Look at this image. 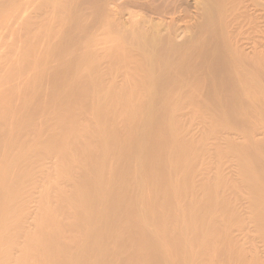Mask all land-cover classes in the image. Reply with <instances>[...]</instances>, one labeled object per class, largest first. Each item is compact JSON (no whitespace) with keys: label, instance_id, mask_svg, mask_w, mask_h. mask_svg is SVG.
Wrapping results in <instances>:
<instances>
[{"label":"bare ground","instance_id":"bare-ground-1","mask_svg":"<svg viewBox=\"0 0 264 264\" xmlns=\"http://www.w3.org/2000/svg\"><path fill=\"white\" fill-rule=\"evenodd\" d=\"M22 1L0 0V264H264V0H201L183 43L133 23L109 72L75 0Z\"/></svg>","mask_w":264,"mask_h":264},{"label":"rangeland","instance_id":"rangeland-1","mask_svg":"<svg viewBox=\"0 0 264 264\" xmlns=\"http://www.w3.org/2000/svg\"><path fill=\"white\" fill-rule=\"evenodd\" d=\"M33 1V0H32ZM35 1H38V0H35ZM39 1H41V0H39ZM54 1V0H53ZM60 2L62 1V0H59ZM58 1V2H59ZM64 1H66V0H64ZM64 1L63 2H57V5L58 4H62V3H64ZM71 1H73V0H68V2L66 1V4L68 3L69 4V2H71ZM78 2V4H76L77 2ZM95 2H96V4L97 3H102L103 4V6H102V4L100 3V4H98V5H101V7L100 8H102V7H105V12H103V13H105V16H103V14H102V16H100V19L97 17V19L98 20H100V21H98V22H96L95 20V24H93V22L94 21H92L93 19H95V18H92L93 16V12L95 11V10H92V6L91 5H96V4H94L93 3V1H92V3H90L91 2V0L89 1V0H75L74 1V3L73 2H71L70 4H74V5H66V6H69V8L71 7V9L72 8H76V10H80V12H81V10H83V8L85 9V10H83L82 12L83 13H87V18H88V16H89V18H90V20L89 19H87V21H86V23L88 24H86V30L87 31H89L88 33L86 32L85 34H84V37L86 38H88V40L90 41V42H92V43H90L91 44V46H92V44H94V40L95 41H99V42H104L106 39L107 40H109V42L107 41V44L106 43H100L99 44V42H96L95 43V47H99V48H103V51L105 50L106 51V53H104L101 49H100V51H99V53H97L98 55L100 54V52H102L103 54H104V56H105V54L107 55H109L110 54V52H111V50H113L112 52H111V54L113 53V59L115 60V57H116V61H118L119 59H117V58H119V57H126V56H122V54H123V50L121 49V47L122 46H130V42H127V40H125V39H128V38H131V35H129L127 32L129 31V30H131L132 31V29L131 28H133L134 27V25L136 24V23H138L139 22V25L137 24V28L140 26H143V28H140L139 27V29H143L144 30V27H146L145 28V30H147V29H152L151 27H153V26H155L156 24H158L159 26H160V28H159V26L157 25V27H158V32H157V34H159V35H161L162 37H164V38H168L167 36L168 35H170V34H168V33H171V31H172V35L173 36H175L176 38H175V40L176 39H178V40H176V41H178L179 43H183V42H185V40H189L190 38H192V31L191 30H194L195 28L197 29V26L196 25H198L199 26V24L201 23V21H199V20H201V16H203L202 15V12L201 11H203V9L200 7V5L202 4L201 2V0H94ZM99 1V2H98ZM206 1V0H205ZM204 1V2H205ZM253 1H256V3L255 4H259V3H261L262 4V1L263 0H260V2L258 3V1L259 0H253ZM252 0H250V1H248V2H253ZM23 3H25V0L24 1H22ZM56 2V1H55ZM85 2V3H84ZM203 2V3H204ZM264 2V1H263ZM37 3V2H36ZM83 3V4H82ZM88 3V4H87ZM106 3H107V6H106ZM113 3V4H112ZM26 6L29 4V3H27V0H26ZM31 4V3H30ZM29 4V5H30ZM33 4H34V2H33ZM105 4V5H104ZM108 4H110V5H108ZM37 5V4H36ZM62 5H64V4H62ZM78 6L79 5V7H76V6ZM81 5V6H80ZM203 5V4H202ZM201 5V6H202ZM35 6V5H34ZM110 6H112V7H110ZM255 6H257V5H255ZM203 7V6H202ZM258 7V6H257ZM74 8V9H75ZM87 8V9H86ZM95 8V7H94ZM110 8V9H109ZM201 8V9H200ZM104 8H102V10H103ZM87 10V11H86ZM129 10V11H128ZM118 11V12H117ZM124 11V12H123ZM126 11V12H125ZM117 12V13H116ZM7 13V12H6ZM89 13H90V15H89ZM92 13V14H91ZM115 13V14H114ZM130 13H132V14H130ZM259 13V12H258ZM120 14V15H119ZM124 14V15H123ZM3 15H5V13L3 14ZM9 15V13L6 15V17ZM127 17H126V16ZM130 17H129V16ZM131 15H134V16H131ZM2 16V15H1ZM119 16V17H118ZM10 17V16H9ZM9 17H7V20H8V18ZM102 17V18H101ZM114 17V18H113ZM123 17V18H122ZM105 18V20H102V19H104ZM118 18V19H117ZM135 18V19H134ZM239 18H242L243 19V17H239ZM1 19H2V17L0 18V22H1V24L3 23V21H4V19H6V18H3L2 20L3 21H1ZM111 19V20H110ZM132 19H134V20H132ZM202 19H203V17H202ZM264 19V18H263ZM262 18L260 19V23H259V25H260V27H259V29H261L262 31V34H261V32H260V30L258 31V32H260V33H258V34H260V41H262L263 39H264V35H263V33H264V20H263ZM107 20V21H106ZM124 20V21H123ZM141 22H140V21ZM261 20L263 21V23L261 22ZM9 21V20H8ZM106 21V22H105ZM117 21H119V22H117ZM132 21H134V22H132ZM154 21V22H153ZM6 22V21H5ZM104 22V23H103ZM150 22H152L151 24H150ZM156 22V23H155ZM199 22V23H198ZM89 23H91V24H93L92 26H90L91 24H89ZM103 23V24H102ZM105 23H107L106 24V26H105ZM109 23V24H108ZM121 23V25H119ZM131 23V24H130ZM133 23H134V25H133ZM196 23V24H195ZM5 23H3V25H4ZM123 24V25H122ZM141 24V25H140ZM150 26H149V25ZM245 26H244V25ZM242 25L243 26H239L238 28H240V30L238 29V31H242L241 33L243 34H239V32L237 31V29H236V33H237V35H239L238 37H240V38H242L243 40H244V42H246L247 41V39L248 38H250V37H246V34H248L247 36H249V35H251V36H254V34L253 33H256V31L258 30V29H253V30H250L251 28H253V24L252 23H243ZM249 24V25H248ZM3 25H1V26H3ZM107 25L110 27V29H108L109 27H107ZM115 25V26H114ZM116 25H118V26H120V28H118ZM129 25V26H128ZM251 25V26H250ZM87 26H88V28H87ZM89 26H90V28H89ZM93 26H95L94 28H93ZM102 26V27H101ZM121 26H122V28H121ZM136 26V25H135ZM101 27V28H100ZM105 27V28H104ZM118 29H117V28ZM124 27V28H123ZM126 27V28H125ZM130 27V28H129ZM192 27V28H191ZM247 29H246V28ZM92 28V29H91ZM107 28V29H106ZM114 28V29H113ZM136 27H134L133 28V33H134V31H136V30H134ZM250 28V29H249ZM88 29H91V30H88ZM103 29H106V30H104L103 31ZM117 29V30H116ZM126 29V30H125ZM129 29V30H128ZM138 29V30H139ZM1 30V29H0ZM85 30V31H86ZM98 30H99V32H98ZM109 32H108V31ZM122 30V31H121ZM170 30V31H169ZM255 30V31H254ZM100 31H102L101 33H100ZM108 33H106V32ZM160 31V32H159ZM110 32H111V34L114 32V34L116 33V35H117V33L118 34H120L121 33V37H120V35H118V37L116 38L115 36L116 35H114V34H110ZM156 32V31H155ZM197 31L195 30V32L194 33H196ZM245 32V33H244ZM129 33H132V32H130L129 31ZM250 33V34H249ZM93 34V35H92ZM98 34H101V36L100 35H98ZM108 35V36H107ZM110 35H111V37H110ZM126 35V36H125ZM128 35L130 36V37H128ZM167 35V36H166ZM191 37H190V36ZM263 35V36H262ZM103 36V37H102ZM123 36H124V39H122L123 38ZM97 37H99V38H97ZM120 37V38H119ZM126 37H128V38H126ZM170 37V36H169ZM190 37V38H189ZM84 38V39H85ZM95 38V39H94ZM116 38V39H115ZM118 38H119V41H118ZM186 38V39H185ZM97 39V40H96ZM101 39V40H100ZM120 39H121V41H120ZM87 42H88V40L87 39H85ZM92 40V41H91ZM103 40V41H102ZM116 40V41H115ZM124 40V41H123ZM129 40V39H128ZM113 41V42H112ZM118 41V42H117ZM124 42V44H126V45H123L122 43ZM126 41V42H125ZM130 41V40H129ZM181 41V42H180ZM110 42H112V43H110ZM115 42H117V43H115ZM119 42L121 43V45L119 46ZM114 43H115V45H114ZM129 43V44H128ZM90 44H87V46L89 45L90 46ZM100 46H99V45ZM108 44H110V45H108ZM116 44H117V46H116ZM259 44H262V51H261V53L263 52L264 53V50H263V48H264V40L261 42V43H259ZM251 46V43H249V44H247V50H248V48ZM89 46H88V48H89ZM91 46H90V48H91ZM106 46V47H105ZM112 46V47H111ZM123 47V49H124V52L126 51L125 49H129L128 47ZM261 46V45H260ZM259 46V47H260ZM93 48H92V50L94 49V46H92ZM107 47L110 49V51H109V49H107ZM111 47V48H110ZM119 47V48H118ZM245 47H246V45H245ZM252 47V46H251ZM96 49V48H95ZM94 49V50H95ZM115 49H116V53H118V55L116 54V55H114V53H115ZM251 48H249V50H250ZM94 50H93V52H94ZM97 50L98 49H96L95 51L97 52ZM122 50V51H121ZM107 51H108V53H107ZM118 51V52H117ZM95 53V52H94ZM120 53V54H119ZM261 54L262 56L264 55V54ZM93 54V53H92ZM94 55V54H93ZM119 55H121V56H119ZM96 56V55H95ZM93 57V59L92 60H94L95 58H97V60L95 59V61L96 62H99L98 61V59H100V58H102L101 59V61H103L105 58L103 57V55L101 54V56L99 57ZM117 56H119V57H117ZM128 57L126 58V59H129V60H127L126 62H128L129 63V61L131 60V58H129V55H127ZM107 58H108V56H106ZM109 57H110V55H109ZM112 59V57L110 58V60ZM112 59V60H113ZM121 59V58H120ZM125 59V60H126ZM107 60V59H106ZM112 60L110 61V63L111 64H113V62H115V61H113L112 62ZM263 60H264V58H263ZM262 60V61H263ZM107 61H109V59L107 60ZM94 62V61H93ZM132 62V61H131ZM104 61H103V65H104ZM97 64H102V63H96V67H97ZM109 64V62H107V64H106V66L104 65H101V66H103V68L105 67V69H106V67H107V65ZM130 64V63H129ZM264 63H262L261 65H263ZM99 67H101L100 65H98ZM109 66H111L110 64H109ZM113 66H114V64H113ZM128 66V65H127ZM126 66V67H127ZM93 67V66H92ZM115 67V66H114ZM114 67H112V68H114ZM261 67H263V66H261ZM110 68V67H109ZM100 69V68H99ZM101 69H102V67H101ZM104 70V69H103ZM112 70V69H111ZM111 70H109L108 69V67H107V69H106V71H111ZM106 71H104V72H106ZM100 73H102V71H100ZM107 73V72H106ZM105 73V74H106ZM99 75V74H98ZM101 75H104V73H102ZM100 75V76H101ZM249 231V230H248ZM261 258H263L264 259V257H261ZM262 259V260H263ZM224 261V260H223ZM222 261V262H223ZM248 264H254L255 263V261L254 260H252V259H249V260H247L246 261ZM246 262H242V263H238V261H237V263L238 264H246ZM215 263H217V262H214L213 261V264H215ZM224 263V262H223ZM203 264H206V262L205 263H203ZM207 264H212V262L211 261H209ZM219 264V263H218ZM220 264H221V262H220ZM225 264H228V263H225ZM229 264H232V263H229Z\"/></svg>","mask_w":264,"mask_h":264}]
</instances>
